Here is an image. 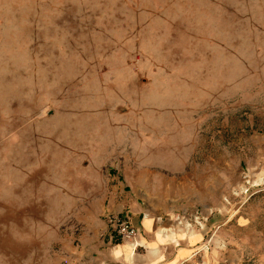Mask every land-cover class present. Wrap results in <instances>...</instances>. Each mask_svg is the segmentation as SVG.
I'll return each mask as SVG.
<instances>
[{
	"label": "rangeland",
	"instance_id": "1",
	"mask_svg": "<svg viewBox=\"0 0 264 264\" xmlns=\"http://www.w3.org/2000/svg\"><path fill=\"white\" fill-rule=\"evenodd\" d=\"M114 176L264 264V0H0V264L85 259Z\"/></svg>",
	"mask_w": 264,
	"mask_h": 264
},
{
	"label": "crops",
	"instance_id": "2",
	"mask_svg": "<svg viewBox=\"0 0 264 264\" xmlns=\"http://www.w3.org/2000/svg\"><path fill=\"white\" fill-rule=\"evenodd\" d=\"M110 180L102 215L129 216L138 229L136 245L110 233L105 237L97 233L82 251L85 259L75 264H225L203 242L208 229L203 222L197 226L177 216L165 218L143 204L123 179L114 176ZM103 226L105 231V221Z\"/></svg>",
	"mask_w": 264,
	"mask_h": 264
},
{
	"label": "built area",
	"instance_id": "3",
	"mask_svg": "<svg viewBox=\"0 0 264 264\" xmlns=\"http://www.w3.org/2000/svg\"><path fill=\"white\" fill-rule=\"evenodd\" d=\"M104 221L107 228L100 234L101 237L110 233L136 245L138 229L129 216L109 212L104 215Z\"/></svg>",
	"mask_w": 264,
	"mask_h": 264
}]
</instances>
